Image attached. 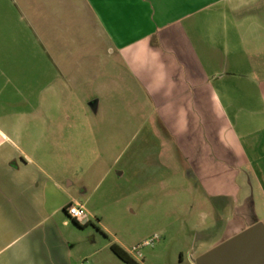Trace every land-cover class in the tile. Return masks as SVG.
Instances as JSON below:
<instances>
[{
  "label": "crops",
  "instance_id": "obj_1",
  "mask_svg": "<svg viewBox=\"0 0 264 264\" xmlns=\"http://www.w3.org/2000/svg\"><path fill=\"white\" fill-rule=\"evenodd\" d=\"M2 1L9 9L0 13L10 22L15 1ZM19 1L33 9L28 0ZM38 4L51 82L63 80L59 65L86 60L92 71L98 62L108 64L109 76L151 110L154 141L165 146L163 160H182L195 190L217 199L216 211L222 200L230 201L234 216L246 219L245 205L255 209L257 195L264 199V74L255 71L257 62L264 65V0ZM8 25L0 21V48L22 39ZM16 61L0 57V264H72L64 228L70 221L90 222L88 188L76 195L62 173L48 169L47 146L63 142L48 129L60 124L40 120L43 111L30 107L33 76ZM48 86L43 96L52 90ZM16 98L24 108H14ZM90 108L98 113L99 101ZM71 204L86 209L83 222L68 214Z\"/></svg>",
  "mask_w": 264,
  "mask_h": 264
},
{
  "label": "rangeland",
  "instance_id": "obj_2",
  "mask_svg": "<svg viewBox=\"0 0 264 264\" xmlns=\"http://www.w3.org/2000/svg\"><path fill=\"white\" fill-rule=\"evenodd\" d=\"M14 1L16 18L7 22L9 15L1 12L0 21L22 39L0 48V57L21 60L22 68L33 76L30 107L44 112L40 120L60 124L56 130L48 129V135L63 141L47 146V167L62 173L64 185L74 194L88 188L84 199L89 198L87 206L94 214L87 225L70 221L64 228L72 264H127L113 252L114 243L127 248L139 264H198L211 249L256 223L264 224L260 195L255 209L248 204L242 209L246 219L234 216L230 201L222 200L218 212L213 208L217 199L195 190L182 160H163L165 146L154 141L151 110L109 76L108 64L98 62L92 71L86 60L59 65L63 80L51 82L54 72L43 65L47 53L39 40V0H28L33 8L29 11ZM8 5L0 0V10ZM255 71L262 76L264 65L257 62ZM42 73L46 81L40 80ZM47 83L52 90L43 96ZM19 100L14 108H24ZM96 100L98 113L90 108ZM164 164L168 168H162Z\"/></svg>",
  "mask_w": 264,
  "mask_h": 264
},
{
  "label": "water",
  "instance_id": "obj_3",
  "mask_svg": "<svg viewBox=\"0 0 264 264\" xmlns=\"http://www.w3.org/2000/svg\"><path fill=\"white\" fill-rule=\"evenodd\" d=\"M198 264H264V224L259 222L199 257Z\"/></svg>",
  "mask_w": 264,
  "mask_h": 264
},
{
  "label": "built area",
  "instance_id": "obj_4",
  "mask_svg": "<svg viewBox=\"0 0 264 264\" xmlns=\"http://www.w3.org/2000/svg\"><path fill=\"white\" fill-rule=\"evenodd\" d=\"M68 214L77 222H83L86 216V209L79 204H71L68 208ZM146 244H149V242H146ZM139 255L142 256L141 252H139Z\"/></svg>",
  "mask_w": 264,
  "mask_h": 264
},
{
  "label": "trees",
  "instance_id": "obj_5",
  "mask_svg": "<svg viewBox=\"0 0 264 264\" xmlns=\"http://www.w3.org/2000/svg\"><path fill=\"white\" fill-rule=\"evenodd\" d=\"M76 221V220H75ZM78 224V223H77ZM113 252L127 264H139L122 246L117 243L111 246Z\"/></svg>",
  "mask_w": 264,
  "mask_h": 264
}]
</instances>
